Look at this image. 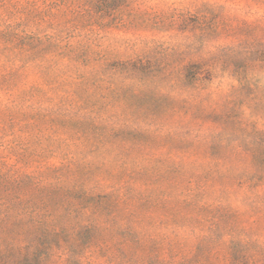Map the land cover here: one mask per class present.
<instances>
[{
    "label": "rangeland",
    "instance_id": "obj_1",
    "mask_svg": "<svg viewBox=\"0 0 264 264\" xmlns=\"http://www.w3.org/2000/svg\"><path fill=\"white\" fill-rule=\"evenodd\" d=\"M0 264H264V0H0Z\"/></svg>",
    "mask_w": 264,
    "mask_h": 264
},
{
    "label": "trees",
    "instance_id": "obj_2",
    "mask_svg": "<svg viewBox=\"0 0 264 264\" xmlns=\"http://www.w3.org/2000/svg\"><path fill=\"white\" fill-rule=\"evenodd\" d=\"M192 76H195V74H194V75H189L188 77H192ZM17 182H18V184H20V183H19L20 180H17Z\"/></svg>",
    "mask_w": 264,
    "mask_h": 264
}]
</instances>
